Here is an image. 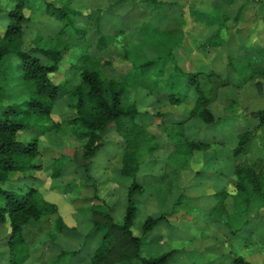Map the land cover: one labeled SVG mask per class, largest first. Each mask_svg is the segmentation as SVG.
<instances>
[{"label": "rangeland", "instance_id": "1", "mask_svg": "<svg viewBox=\"0 0 264 264\" xmlns=\"http://www.w3.org/2000/svg\"><path fill=\"white\" fill-rule=\"evenodd\" d=\"M157 1L172 3L167 10L171 14L170 18L167 15L163 20L157 19L159 9L154 7L151 0H124L117 5H111L109 0H73L70 3L72 7L79 10L94 11L93 17H97L96 11L101 10L100 22L105 34L116 35L124 29L138 46L131 51V60L123 57L122 36L119 43H110L107 49L99 50L96 44L100 36L96 30L95 21L90 20L91 23H89L85 19H79V26L87 30L86 37L92 44L90 47L92 54L113 59L112 66L102 67L103 74L121 79L134 67V63H142L162 55L149 73L150 86L158 91L151 95L147 89L141 87L130 88L127 92L128 99L137 100L141 111L149 109L153 112V114L139 117L138 121L146 127L156 126V129L162 131L169 139L164 138V140L157 136L159 148L155 152L143 154L140 158L138 181L144 185L145 191L136 197L139 211L133 226V233L136 236L142 235V225L148 216L167 214L168 221L161 222L144 239L143 256H159L163 254L162 252L170 251L182 241L187 246L188 252H181L182 254L174 257L169 264L185 262L207 264L208 261H205L203 252H207L208 258L215 264L212 260L214 253L211 251L216 253L220 250H226L229 255H242L253 264H264V209L249 224L243 225L241 230L234 235L235 237L230 233V236L226 235L227 238L223 241L224 238L215 234H219V231L210 230L208 226L216 222L210 220L211 200L213 198L214 202L217 201L216 194L221 190L228 189L233 192L234 189L232 184L228 183V178L221 176L210 178L205 173L214 166L221 167L228 173V170L234 168L236 163L251 164L260 157H264V126L257 128L259 119L252 115V112L264 108V92L259 91L254 81L246 83L241 81L242 73L248 75L255 68L264 69V1L249 4L239 21H234L233 18L228 21L222 19L228 8L235 10L238 5V3L230 4V0ZM46 2L62 6L67 0H35L32 8L25 9V14L29 17L24 24L23 32L22 48L25 50H30L35 46L61 47L64 45L65 41L62 43L57 39L63 31V23L46 13ZM15 5L12 0H0L1 30L8 21L5 14ZM193 7L200 9L201 12L192 11ZM144 21L150 22L153 26L175 31L173 37H166L164 41L169 46L176 39L174 37L182 38L183 44L186 40L190 41L189 49L185 47L187 43L183 47L189 50L190 55L192 47L196 52L200 50V53H194L193 57L194 59L195 56L199 57L197 65L203 63L200 65L203 66L201 71H214L225 79L226 85L219 88L216 95L213 94V101L210 104L216 116L215 123L206 124L196 118L188 119L183 125L178 123L188 118L198 95L194 87L188 85L185 76L173 69V63L170 60L177 59L171 46L164 48L158 44L157 40L155 42L149 39L142 41V34L132 30ZM220 26L226 27L222 32L225 44L210 48L212 50L199 47L200 43L211 39ZM66 31V34L62 33L64 40L67 37L77 38L73 37L71 29H66ZM166 49L172 51V56L165 55ZM71 52L72 50L65 54L59 65V71L53 76L56 83L68 81V85L64 84V91L60 93L52 113L54 120L62 122L75 113L72 106L75 99L69 97L66 90L68 86L71 87L80 82L78 71L70 69ZM37 55L44 63H49L47 58L40 54ZM6 62L10 83L8 81V86H4L0 91V109L2 106L22 103L35 96L34 86L21 76L19 60L12 58L11 61L6 60ZM177 66L180 65L177 64ZM183 68L181 71L184 72ZM174 72H176L175 76H173ZM262 82L264 90V79ZM208 87L209 85H206V89ZM171 92L178 93V96L187 94L188 100L180 106H175L170 102L168 104V94ZM156 100L158 102L154 105L152 102ZM164 105L174 107L166 111ZM161 113H165L164 116H161ZM170 131L172 136L168 134ZM244 131L254 133L255 139L247 154L235 157L233 149L238 144L239 134ZM149 132L154 134L151 130ZM34 136L39 137L44 169L34 171V174L40 177L39 182L29 179L27 184L36 185L40 191L44 192L42 194L47 200L58 204L60 215L65 223L73 225L75 230L65 231L52 239L49 233L55 229V216L43 218L42 222L39 221L35 229L30 228L28 233L31 256L25 264H90L94 250L102 238V232L92 230L91 218L102 219L101 211L105 210H109L117 223H122L125 216L128 205V188L132 182L130 178L122 176L121 173L125 138L116 131L115 124L101 134L104 146L91 161L90 175L95 179L94 183L84 174L82 167L85 163L82 156L85 141L75 136L71 126L63 124L59 131L50 130L45 135H41L38 128L30 131L23 130L17 135L21 141H29ZM186 136L191 140L205 141L210 146L194 154L189 168L192 169L191 173L182 178L172 174L174 171L179 172L184 169L186 165L184 151L176 148L177 143ZM58 166L62 167V173L59 177L52 178V170ZM16 179H21L19 174H16ZM174 181L179 183V186H176ZM12 184L23 188L26 182L14 181ZM185 191L195 196H188ZM215 192L217 193L213 194ZM183 194L187 195V199H181L180 203L175 206V202ZM96 195L103 200L97 199ZM228 204L231 210L233 208L240 210L242 207L237 204L232 208L231 201ZM174 209L178 211L170 215ZM234 212L238 211L229 213ZM189 215H193V220L186 219ZM180 218L184 220L183 224H177V219ZM220 224L226 226L223 222ZM206 228L209 230L208 233L204 232ZM10 231L9 222L0 224V264H9L7 239ZM46 243L48 244L45 245ZM58 248L66 250L68 254L60 257L57 254L60 251ZM191 250L197 252L190 256ZM73 251L77 253L71 254L70 252ZM114 260L117 261V257ZM222 260L223 264L229 263L226 259L222 258Z\"/></svg>", "mask_w": 264, "mask_h": 264}, {"label": "trees", "instance_id": "2", "mask_svg": "<svg viewBox=\"0 0 264 264\" xmlns=\"http://www.w3.org/2000/svg\"><path fill=\"white\" fill-rule=\"evenodd\" d=\"M12 1L16 5L7 11L8 23L3 30L0 28V91L4 86H8L10 78L6 60L11 61L12 58H16L19 60L22 78L34 86L35 96L22 103L2 106L0 109V224L9 222L11 226L7 239L9 264H25L30 258L31 248L26 228L32 221L38 222L47 216H55V229L49 233L52 239L65 231L73 232L75 230L65 223L56 203L47 200L36 185L27 184L29 179L39 182V177L34 174V171L44 169L41 157L43 151L40 149L39 137L34 136L29 141H21L17 137L20 131H30L34 128H38L40 134L45 135L50 130L59 131L63 124L71 126L75 136L85 141L82 154L85 163L82 167L84 174L94 183L95 179L90 175L91 161L104 146L101 134L106 132L112 124H115L116 131L125 138L121 173L122 176L130 178L132 181L128 188V205L122 223L115 222L109 210L101 211L102 219L91 218L92 230L102 232L100 244L94 250L91 258L92 264L171 263L174 257L186 252V245L174 247L159 256L145 257L142 255L144 239L147 234L161 222L168 221L167 214L148 216L142 225V235L136 236L133 233V226L139 211L136 197L145 191L144 185L138 181L140 158L145 153L155 152L159 148V143L156 136L149 132L148 127L138 121L139 117L153 114V112L149 109L141 111L137 100H129V96L127 97L130 88L142 87L147 89L151 95L153 94L155 89L150 86L149 73L162 55L142 63H134V67L121 79L103 74L102 67L112 66L113 59L102 58L101 55L97 57L92 54L93 52L90 50L92 44L86 37L87 30L79 26V19H85L89 23H91L90 20L95 21L96 30L100 36L96 44L99 50L107 49L110 43H119L122 36L123 57L126 60H131V51L138 46L124 29L116 35L105 34L100 22L101 10L96 11L97 17H93L94 11L85 12L72 7L70 3L73 0H67L62 6L46 2V13L63 23V31L57 39L62 43L65 41L64 45L61 47L35 46L30 50H25L22 48L24 24L29 19L25 14V9L32 8L35 0ZM109 1L111 5H117L124 0ZM151 1L154 3V7L159 9L157 10V19L163 20L168 15L167 10L169 6H172V3ZM258 1L260 0H230V4L238 3V5L235 10L231 9L232 11L228 8L222 19L228 21L233 18L234 21H239L247 6ZM192 11L199 12L200 9L193 7ZM225 28L220 26L219 30L212 35V40L208 39L207 42L200 43L199 47L207 49L224 45L226 41L222 32ZM66 29H71L73 37L77 38L67 37L64 40L62 33L66 34ZM132 30L142 34V41L149 39L155 42L157 40L158 44L164 48L171 46L170 48L173 50L174 47L182 44V38L174 37L176 39L171 42L170 46L167 45L164 42L166 37H173L175 31L163 30L148 21L139 23ZM70 50H72L70 69L78 71L80 82L74 86H68L66 90L69 97L75 99L72 103L75 113L68 120L62 122L54 120L52 113L60 93L64 91L63 86L64 84L68 85V81L56 83L53 76L59 71L60 63ZM37 54L47 58L49 63H44ZM165 55L172 56V51L166 49ZM231 63L233 62L231 61ZM175 71L185 76L188 85L194 87L198 95L188 118L178 123L183 125L184 122L192 118L200 119L206 124L215 123L216 116L210 108V104L213 101V94L216 95L219 88L226 85L225 79L214 71L183 72L177 65ZM176 72L173 76L176 75ZM262 79H264V69L262 68L253 69L248 75L242 73L241 77L242 83L254 81L259 91L264 92ZM206 85H209L207 89ZM168 100L173 105H181L188 100V95L178 96V93L171 92L168 94ZM157 102L156 100L152 103L156 105ZM164 114L160 115L164 116ZM252 115L259 119L257 128L263 127L264 108L252 112ZM168 134L169 136L173 135L171 131ZM255 136L250 131L241 132L238 144L233 149L234 156L247 154ZM209 146L210 144L205 141L191 140L187 136L181 139L176 148L183 150L186 155L184 169L191 167V159L193 160L197 151L206 150ZM61 173L62 167H54L51 177L57 178ZM16 174H19L21 179H16ZM234 174L236 180L233 192L228 189L219 191L216 194L218 203L209 212L210 220L223 222L229 227L231 234H237L243 225L249 224L264 209V157H260L251 164L237 163ZM14 181H24L26 184L23 188H18L14 184L11 185ZM229 195H233L235 201L242 206L238 212H228L225 200ZM186 196L181 195L175 202V206L180 203L181 199H187ZM95 197L103 200L97 195ZM104 204L106 203L104 202ZM177 211L174 209L170 215ZM204 232L206 231L204 230ZM70 253L76 254L77 251ZM66 254L68 252L63 250L59 256ZM115 257H117V261L114 260ZM233 262L234 264H253L242 255L235 256ZM186 264L195 263L186 262ZM207 264L214 263L208 261Z\"/></svg>", "mask_w": 264, "mask_h": 264}, {"label": "crops", "instance_id": "3", "mask_svg": "<svg viewBox=\"0 0 264 264\" xmlns=\"http://www.w3.org/2000/svg\"><path fill=\"white\" fill-rule=\"evenodd\" d=\"M170 15L171 14H169L168 13V16L167 17H169L170 18ZM2 16V15H1ZM5 16H6V18H7V13L5 14ZM5 20V19H4ZM7 20V19H6ZM7 23H8V21H7ZM6 23V24H7ZM160 28V27H159ZM161 29H163V30H169V29H167V28H165V27H163V28H161ZM187 43V44H186ZM186 45L185 44H183V41H182V44H180V45H178V46H176V47H174V54H175V58L177 59V60H174V59H171L170 61L173 63V69H175V67H176V65L178 64V65H180L181 66V68H183V66H184V68H183V70H184V72H193V71H195V70H201V67H203V66H200V65H203V63H201L200 65H197V61H198V59H199V57H196L195 56V59H194V57H193V54L194 53H200L199 51H197L196 52V50H194L193 49V47L190 49V50H192L191 52V55H190V53L188 52L189 50V44H190V41L188 42L187 40H186ZM192 44V43H191ZM185 45V47H187V48H185V47H183ZM185 48V49H184ZM208 49V48H207ZM210 49V48H209ZM210 50H212V49H210ZM208 51V50H207ZM201 52H202V50H201ZM188 54V55H187ZM199 56V55H198ZM196 64V65H195ZM179 66V67H180ZM186 68H189V69H186ZM198 68H200V69H198ZM155 91H158V90H154L153 92L154 93H156ZM167 103L169 104V101L167 100ZM171 104V103H170ZM182 105V104H181ZM175 106H180V105H175ZM164 107H165V110L166 111H169V110H172L173 109V107L174 106H172V107H170V105H164ZM148 130H151L153 133H154V135H156V137L157 136H159V137H161V138H166V139H168V137L162 132V131H158L157 129H156V126H151V127H148ZM165 140V139H164ZM169 140V139H168ZM169 142V141H168ZM218 158H219V160L221 159V155L220 156H218ZM121 163H122V159H121ZM237 164V163H236ZM235 164V165H236ZM235 165L233 166L234 168H230V170H228V173L227 172H225L221 167L219 168V167H217V166H214L213 167V169H211L210 171H207V172H205L207 175H209L210 176V178H215V177H219V176H221V177H224V178H228V183H231L232 184V186H234V183H235V180H236V176H235V174H234V170H235ZM122 166V165H121ZM216 168V169H215ZM221 169V170H220ZM191 170L192 169H181V170H179V172L178 171H174L173 172V174L172 175H175V176H179V177H186L188 174H190L191 173ZM172 175H171V177H172ZM40 178V177H39ZM221 179V178H220ZM174 183H176V186L178 185L179 186V183H177V182H175L174 181ZM183 188H185V186H182ZM50 190V189H49ZM42 192V191H41ZM186 192V194H188V196H191V197H194L195 195L194 194H191V192H189V191H185ZM42 193H44V192H42ZM217 192H215V193H213V194H216ZM213 197H214V195H212ZM229 201H231V203H232V208H233V205H235V206H237V202L235 201V198H234V196L232 195H229L227 198H226V202H225V204H226V206H227V210L229 211V212H233V211H239L238 209H230L229 207H228V203H229ZM217 202L218 201H215L214 202V199L212 198V200H211V205H210V208H213L216 204H217ZM55 203V202H54ZM240 204V203H239ZM238 204V205H239ZM58 205V204H57ZM59 206V205H58ZM181 214H184L183 212H181ZM186 219H191V220H193V216H191V215H189V216H186ZM178 221V223L177 224H183L184 223V220L183 219H177ZM40 222H42V221H40ZM39 221L38 222H35V221H32L28 226H27V228H26V235H27V239H28V233H29V231H30V228H33V229H35L36 227H37V225H39V223H40ZM68 224V223H67ZM68 226H70L69 224H68ZM209 226V229L211 230H218L219 231V234L218 233H215V234H217L218 236L220 235V237L223 239V241L227 238V236H230V229H229V227L227 226H223L222 224H220V222H214V223H212V224H209L208 225ZM70 227H73V225H71ZM205 231L206 232H208L209 230L206 228L205 229ZM212 232V231H211ZM38 234H42V233H38ZM227 235V236H226ZM235 234H232V236L233 237H235L234 236ZM231 236V237H232ZM170 238H172V237H170ZM163 240V239H162ZM161 240V242H163ZM29 242V241H28ZM30 243V242H29ZM182 243V241H180L179 242V244H177L175 247H177V246H182V245H185V244H181ZM48 243H46L45 245H47ZM162 244H164V243H162ZM54 246H57V245H54ZM171 247H173V245L171 246ZM56 248V247H55ZM57 249V248H56ZM58 249H60V248H58ZM33 248H32V252H33ZM62 250L63 249H60V251L57 253L58 255H60V253L62 252ZM199 252H203V251H201V250H198ZM186 252H188L187 251V249H186ZM194 252H197V251H195V250H191V252L189 253L190 254V256L194 253ZM212 253H214V257H212V260H214L215 261V264H223V260H222V258L223 259H226V260H228V264H234V257H235V254H232V255H229L228 253H226V250L225 251H222V250H220L219 252H213V251H211ZM162 253H164V252H162ZM203 253H205V261H210L211 259H209L208 258V256H209V254L207 253V252H203ZM56 258V257H55ZM30 259V258H29ZM28 259V260H29ZM55 260V259H54ZM53 260V261H54ZM90 264H92V259H91V261H90ZM185 264H186V262H185Z\"/></svg>", "mask_w": 264, "mask_h": 264}]
</instances>
